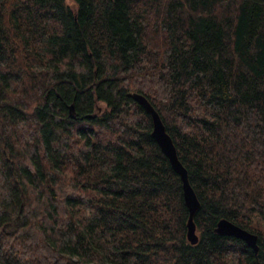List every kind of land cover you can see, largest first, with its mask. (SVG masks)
<instances>
[{"label":"trees","instance_id":"1","mask_svg":"<svg viewBox=\"0 0 264 264\" xmlns=\"http://www.w3.org/2000/svg\"><path fill=\"white\" fill-rule=\"evenodd\" d=\"M134 92L188 171L197 243ZM255 214L264 0H0V263L264 264Z\"/></svg>","mask_w":264,"mask_h":264},{"label":"water","instance_id":"2","mask_svg":"<svg viewBox=\"0 0 264 264\" xmlns=\"http://www.w3.org/2000/svg\"><path fill=\"white\" fill-rule=\"evenodd\" d=\"M133 95L146 108V110L151 113L153 118L152 134L160 144L163 151L169 157L174 169L180 174L182 178L184 197L189 209V217L187 220V237L191 243H197L199 240V236L197 233L196 223L194 221V215L200 207V201L189 181L188 171L178 157L177 148L171 135L167 131L159 112L155 109L150 100L142 93L134 92ZM215 230L220 234L240 237L256 252L259 250L258 234L242 227L231 219L225 217L219 219Z\"/></svg>","mask_w":264,"mask_h":264},{"label":"rangeland","instance_id":"3","mask_svg":"<svg viewBox=\"0 0 264 264\" xmlns=\"http://www.w3.org/2000/svg\"><path fill=\"white\" fill-rule=\"evenodd\" d=\"M251 222L253 223V225H258L259 227L264 229V220L258 214L252 216Z\"/></svg>","mask_w":264,"mask_h":264}]
</instances>
